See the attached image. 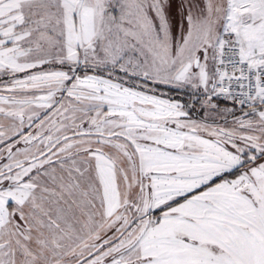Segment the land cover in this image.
<instances>
[{
  "label": "snow or ice",
  "instance_id": "snow-or-ice-1",
  "mask_svg": "<svg viewBox=\"0 0 264 264\" xmlns=\"http://www.w3.org/2000/svg\"><path fill=\"white\" fill-rule=\"evenodd\" d=\"M0 264H264V0H0Z\"/></svg>",
  "mask_w": 264,
  "mask_h": 264
},
{
  "label": "rangeland",
  "instance_id": "rangeland-1",
  "mask_svg": "<svg viewBox=\"0 0 264 264\" xmlns=\"http://www.w3.org/2000/svg\"><path fill=\"white\" fill-rule=\"evenodd\" d=\"M165 91H167V94L168 95H174V94H184V95H187L189 101L191 100V96H192V92L191 90H181V91H176V90H167L165 89ZM183 101V100H181ZM213 103H215L218 107V109L222 110L226 107L230 108L232 107V104L230 103H223V102H220V101H217L215 99H213ZM197 105V111H199L201 114H203V117L201 119H196V117H192L193 119H196V120H200V121H204L206 120L208 123H218V124H221L223 125L224 124V120L220 118L219 115H217V113L211 109H207L206 107H202L200 103L196 102L195 103V106ZM238 107V106H237ZM237 115H239L240 113L237 111L236 113ZM231 116L228 117V122L230 123L231 122Z\"/></svg>",
  "mask_w": 264,
  "mask_h": 264
},
{
  "label": "flooded vegetation",
  "instance_id": "flooded-vegetation-1",
  "mask_svg": "<svg viewBox=\"0 0 264 264\" xmlns=\"http://www.w3.org/2000/svg\"><path fill=\"white\" fill-rule=\"evenodd\" d=\"M172 96V95H170ZM174 97V96H173ZM176 98V97H174ZM177 99L183 100L182 102H190L187 95L184 94H178ZM196 117V119H201L203 117V114H201L199 111H197V105L195 106V109L191 111V117Z\"/></svg>",
  "mask_w": 264,
  "mask_h": 264
},
{
  "label": "built area",
  "instance_id": "built-area-1",
  "mask_svg": "<svg viewBox=\"0 0 264 264\" xmlns=\"http://www.w3.org/2000/svg\"><path fill=\"white\" fill-rule=\"evenodd\" d=\"M213 99L220 101V102H225V103H230L232 104L231 101L225 100L223 97H214Z\"/></svg>",
  "mask_w": 264,
  "mask_h": 264
},
{
  "label": "trees",
  "instance_id": "trees-1",
  "mask_svg": "<svg viewBox=\"0 0 264 264\" xmlns=\"http://www.w3.org/2000/svg\"><path fill=\"white\" fill-rule=\"evenodd\" d=\"M172 96H174V97H176V98H177L178 94H174V95H172ZM223 103H225V102H223Z\"/></svg>",
  "mask_w": 264,
  "mask_h": 264
}]
</instances>
